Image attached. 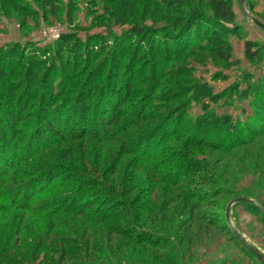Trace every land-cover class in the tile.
Listing matches in <instances>:
<instances>
[{
	"label": "rangeland",
	"instance_id": "obj_1",
	"mask_svg": "<svg viewBox=\"0 0 264 264\" xmlns=\"http://www.w3.org/2000/svg\"><path fill=\"white\" fill-rule=\"evenodd\" d=\"M188 1L173 0L177 10ZM240 1L231 0L235 19L224 24L223 35L212 38V25H203L187 48L156 53L141 39L143 24H152L141 20L151 6L147 0H0V50L6 56L13 49L39 57L37 68L26 64L19 72L9 67L5 77L14 81L16 74L26 81L15 97L20 94L17 105L34 97L27 110L34 121L46 115L53 100L58 103L47 114L59 116L67 133L76 131L75 122L84 123V111L89 121L99 122L117 109L123 119L134 113L160 117L146 129L132 126L118 138H104L102 128L101 137L50 138L49 151L37 157L47 178L18 163L16 170L28 173L14 177L15 193L26 202L37 185L84 168L114 189L119 204L111 208L117 215L101 224L69 214L23 217L17 207V216L0 213L1 253L14 249L31 264H264L234 231L264 255V30L246 16ZM131 8L135 14L125 23L129 17L124 12ZM245 8L264 22V0H245ZM247 42L260 52L256 59L247 57ZM5 60L12 63L11 57ZM4 97L0 90V100ZM83 98H94L92 109L84 108ZM1 101L0 117L5 118ZM225 121L235 128L225 129ZM165 122L169 127L158 132V140L169 134L164 144L195 165V176L176 185L159 182L135 152L145 150L138 144ZM237 136L251 141L230 145ZM195 137L203 142L196 143ZM19 152L23 162L30 160L25 148ZM186 192L192 194L189 205L183 199ZM241 198L261 207L238 201L228 209ZM4 204L0 201V207ZM123 224L129 228L121 232L133 230L132 236L114 234ZM152 233L156 237L148 235ZM65 242L69 250L60 253ZM44 254L51 262L41 260Z\"/></svg>",
	"mask_w": 264,
	"mask_h": 264
},
{
	"label": "trees",
	"instance_id": "obj_2",
	"mask_svg": "<svg viewBox=\"0 0 264 264\" xmlns=\"http://www.w3.org/2000/svg\"><path fill=\"white\" fill-rule=\"evenodd\" d=\"M147 1L148 2H146L145 5L147 4L151 6H147L146 12L143 14L141 20L145 23L147 19H150L152 20V24H143L145 31L142 32L141 39L142 42L144 41L149 45L151 51H155L156 53L158 50L163 51L164 49L167 50L169 48L173 50L187 48L190 43H194L193 40L190 42V39L194 34L198 35L201 32L203 25L206 27L207 25H212V38L217 36V34L223 35L227 29L224 24L233 22L235 19V12L231 0H189L187 4L183 3L184 6L179 10L174 6L173 0H165V3L156 0ZM152 6L154 7L153 9L151 8ZM172 12L175 14H172ZM124 13V16L129 17L124 21L125 23L130 22V19L133 18V15L135 14L132 8L129 13ZM118 15L121 17L123 16V13L119 12ZM210 19L212 21L211 24L207 22ZM157 41L158 43L155 44ZM253 48V44L247 42L246 55L251 60L256 59L260 55V52L252 51ZM79 50L80 49H77V51ZM21 53L22 52L20 51L11 49L9 55L6 56V54L0 50V90L3 92V96H5L4 99L0 101L2 102L1 107L4 109L7 117H0V139H2V142L0 141V162L3 163V166H1L2 163H0V201H3L6 206V208H3L5 206L0 207V213L2 216H8V214H12L13 216L16 214L17 216L18 212L14 213L13 211L14 209H17V207H20L19 209L22 210V213H19V215L23 217V213H43L49 214L51 217L69 214L74 217H82L85 221L87 220L104 224L108 222L109 218L116 217L115 215H117V212L111 207L112 205L114 207L119 199L113 196V194H115L114 189L106 184L105 181H98L94 177L95 174H92L89 169L81 168L82 170H79V172L68 170L65 172L66 176H58L54 181V177H51L50 180H47V185H37L38 188L34 190L33 194H29V200L27 202L22 197L24 199V204L21 206L18 204V201L23 199L15 193L18 188V186H16L18 183L15 181L14 177L21 176L23 173L28 172L26 170H23V173L18 172L16 170L17 165L21 163L23 166H27L36 173H43V160L40 161L37 157L43 155V152L49 151L51 145L50 138L59 137L63 142L67 141V139L78 140L91 136L101 137L97 135V133H100L99 130L101 128L102 136L104 138H118V135L126 131L128 128L132 126L139 128L141 125L145 126L146 129L149 125H152V123L155 124V122H152L154 121V118L157 117L158 119L160 117L156 116L152 118V116L134 113L130 119H123L121 110L117 109L104 122H99L97 118L89 121V118L85 117V111L82 108L81 110L84 111L82 112V114H84V123L75 122L74 129H76V131L67 133L66 129L61 125L59 116L57 118H52L53 115L47 114L50 111V108L56 106L58 103L56 100H53V102L47 104L48 108L45 110L46 115L43 116L41 114V119L37 123V121H34L32 116L29 115L30 112L27 111L29 105L32 103H28V101L34 97L29 98V100L27 99L23 105L21 103L17 105V98L20 94L17 98L15 96L24 87L26 81H23V77L16 74L14 75L15 79L13 78L14 81L5 78L10 74V72L8 74L7 69L9 67H17L16 70L19 72L23 69L26 70L28 67L30 70L32 68H37L35 63H39L38 56ZM88 55V57H91L90 54ZM5 57H11L12 63L10 60L4 61ZM5 63H9V65L6 67ZM26 64H28V67L25 66ZM116 65L119 64L117 63ZM116 76L117 75H115V77ZM3 78H5V83ZM10 83H12V85ZM51 88L54 87L51 86ZM86 96H88V94H86ZM92 99L94 98H89L87 99L88 102H86L85 98H83L84 102L80 103L85 109L90 110L92 109L93 104L91 102L89 103V101ZM14 101H16V105L14 104ZM21 108H23V110ZM71 120L72 118H68V121ZM158 123L156 126L159 125L158 128L160 129L157 128L158 130L153 134L154 137L152 138L153 135L150 137L148 136L144 142L138 144V147L142 145L145 150H133L138 152L137 157L143 161L142 163L149 168L150 172L159 182L176 185L185 178L189 179L191 174L195 176V165L191 163V160L185 154L176 152L173 148L169 149V145L164 144L167 135L169 134H165L158 140V138L162 136L158 132H163L164 129L169 127L167 126L169 124L166 122L162 124ZM223 125L225 129L235 128V125H232L231 121H225ZM187 129L189 134H191L190 128ZM182 138H184V136H182ZM61 140H59V143ZM194 141L196 143L203 142L202 139L196 137ZM250 141L251 139H248L245 142L243 140L241 141L239 136H237L233 138L230 145H244ZM33 145L35 147H33ZM21 148H25L27 151L26 153L30 156L28 157V159H30L29 161L25 160L23 162L21 160V154H19L21 153L19 152ZM120 151V153H122V146ZM9 156L11 159H8ZM43 175V178L48 177L47 173H43ZM185 190L188 191L186 188ZM177 191H181V188H177ZM182 194H184L183 199L185 204L189 205L191 203L192 194L189 192ZM120 220L121 219H118V221ZM128 228L129 227L123 224L120 227V230H117V233L114 234L122 237H130L132 236L133 230L128 231L126 234L121 232L123 229ZM41 232L43 233V231ZM148 235L156 237L155 233ZM54 239L52 238L49 241ZM49 241L47 242V245L50 249L52 242ZM21 242L20 246L22 247L23 243ZM44 242H46V240H44L43 243ZM118 243H120V241H118ZM45 249L48 252V249ZM58 250L60 253H64L69 250V246L65 242V246H59ZM7 259L13 264H31L30 260H27L26 255L19 251H14V249H11L9 254L0 252V264H6L5 262L8 261ZM44 259H47L49 262L52 260V258L45 254L41 260L45 262L46 260ZM131 264H136V262H131Z\"/></svg>",
	"mask_w": 264,
	"mask_h": 264
},
{
	"label": "water",
	"instance_id": "obj_3",
	"mask_svg": "<svg viewBox=\"0 0 264 264\" xmlns=\"http://www.w3.org/2000/svg\"><path fill=\"white\" fill-rule=\"evenodd\" d=\"M241 6L244 10V13L246 14V16L253 22L255 23L257 26H259L262 30H264V22H262L261 20H259L257 17H255L254 15H252L246 8H245V0H241ZM238 201H248L251 204L257 205L258 207L259 204L252 199H246V198H241V199H237V200H233L229 203L228 209L231 207L232 204H234L235 202ZM263 209V208H262ZM264 210V209H263ZM227 220L229 221V216L227 217ZM235 233L237 234V236L240 238V240L244 243V245L247 247V249L251 252H253L256 256H258L260 259H262L264 261V255L256 248H254L253 246H251L246 239L243 237V235L238 232L237 230H234Z\"/></svg>",
	"mask_w": 264,
	"mask_h": 264
}]
</instances>
